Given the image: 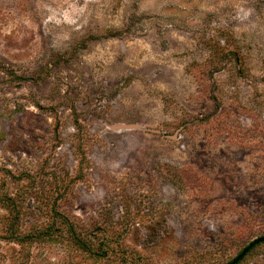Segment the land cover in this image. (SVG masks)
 <instances>
[{
	"label": "rangeland",
	"instance_id": "374dc122",
	"mask_svg": "<svg viewBox=\"0 0 264 264\" xmlns=\"http://www.w3.org/2000/svg\"><path fill=\"white\" fill-rule=\"evenodd\" d=\"M260 237L264 0H0V264H227Z\"/></svg>",
	"mask_w": 264,
	"mask_h": 264
},
{
	"label": "water",
	"instance_id": "95a60500",
	"mask_svg": "<svg viewBox=\"0 0 264 264\" xmlns=\"http://www.w3.org/2000/svg\"><path fill=\"white\" fill-rule=\"evenodd\" d=\"M262 243H264V237L253 240L233 260H231L227 264H238L254 247Z\"/></svg>",
	"mask_w": 264,
	"mask_h": 264
}]
</instances>
